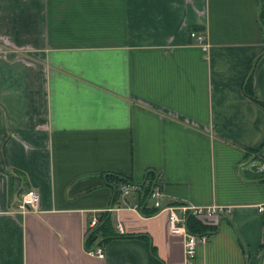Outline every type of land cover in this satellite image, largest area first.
<instances>
[{
  "label": "crops",
  "instance_id": "1",
  "mask_svg": "<svg viewBox=\"0 0 264 264\" xmlns=\"http://www.w3.org/2000/svg\"><path fill=\"white\" fill-rule=\"evenodd\" d=\"M251 96L264 0H0V264H185L146 203L155 180L161 205L223 210L187 217L205 234L193 264H264Z\"/></svg>",
  "mask_w": 264,
  "mask_h": 264
},
{
  "label": "built area",
  "instance_id": "2",
  "mask_svg": "<svg viewBox=\"0 0 264 264\" xmlns=\"http://www.w3.org/2000/svg\"><path fill=\"white\" fill-rule=\"evenodd\" d=\"M190 37L195 39L202 48L206 49V44L204 43V36L202 34H197L195 31L190 32ZM256 166L258 169V173H264V155L260 157V159L256 162ZM156 180L154 184L151 186V190L149 192V197L156 198L154 200L153 206L158 208V212H167L168 215V227L171 233L182 235L184 238V263L185 264H193V259L196 254L197 244L201 241H204L205 234H195L188 231L186 227V219L189 216H194L196 218H208L213 217L218 219L217 217L223 212L222 208L219 206H196L190 203H181L174 205H161L158 198L161 196L160 190L157 186H155ZM135 187L134 184L126 183L121 186V192L127 193ZM39 202V194L34 189H29L23 192L21 195V202L19 207L22 209H35ZM258 211L264 213V205L258 206ZM180 213L181 215H179ZM96 220L93 219L91 221V227L95 226ZM88 253L92 255H96L98 257L103 256V249L100 247H96L92 250H89Z\"/></svg>",
  "mask_w": 264,
  "mask_h": 264
},
{
  "label": "trees",
  "instance_id": "3",
  "mask_svg": "<svg viewBox=\"0 0 264 264\" xmlns=\"http://www.w3.org/2000/svg\"><path fill=\"white\" fill-rule=\"evenodd\" d=\"M248 81H249V79H248ZM248 81L246 82L247 84H248ZM248 95H249V93H248ZM250 95H251V94H250ZM251 98H252L253 100H255L256 102L261 103V104L264 105V101H263V100H261V99H257V98H254L253 96H251ZM263 146H264V145H262L261 147H259L258 150H256V152H260V151H262ZM126 181H129V180H126ZM147 195H148V194L145 193V198H146ZM145 198H144V200H145ZM188 219L190 220V216L188 217ZM192 224H194V223H192ZM186 227H187L188 231H190V232H192V233H195V232L193 231L194 229L191 227V224L189 223V221H188V223L186 224ZM99 229H100V230H103V231H105V230H109V218H108V217H106V218L103 219V223L99 226ZM98 234H99V231H98V230H95L94 232H91V233L89 234V236H88V240H94V239H96V238L98 237ZM195 234H198V233H195ZM109 239H110V238H105L102 242L105 243V242L108 241Z\"/></svg>",
  "mask_w": 264,
  "mask_h": 264
},
{
  "label": "rangeland",
  "instance_id": "4",
  "mask_svg": "<svg viewBox=\"0 0 264 264\" xmlns=\"http://www.w3.org/2000/svg\"><path fill=\"white\" fill-rule=\"evenodd\" d=\"M254 61H255V59H254ZM131 191V190H130ZM156 198H152V197H149V195H148V197L146 198V200H147V205H149V206H153V203H154V200H155ZM158 200H159V198H158Z\"/></svg>",
  "mask_w": 264,
  "mask_h": 264
}]
</instances>
